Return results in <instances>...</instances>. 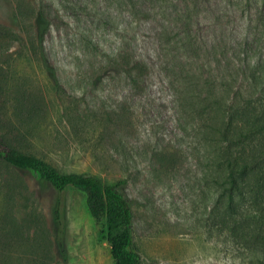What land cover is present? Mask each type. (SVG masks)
Instances as JSON below:
<instances>
[{
	"label": "rangeland",
	"instance_id": "1",
	"mask_svg": "<svg viewBox=\"0 0 264 264\" xmlns=\"http://www.w3.org/2000/svg\"><path fill=\"white\" fill-rule=\"evenodd\" d=\"M102 3L107 4L0 0V139L61 172L123 180L140 264H264V251H241L211 229V192L199 180L209 167L210 127L221 118L217 108L201 111L203 102L197 113L178 105L168 77L175 74L174 65L185 63L182 51L173 50L174 62L170 58L164 65L165 40L157 48L151 28L135 35L127 30L120 41L115 27L102 23ZM186 3L190 23L183 28L189 42L183 74L198 75V81L190 80L194 100L209 94L223 108L264 111V0ZM39 8L50 22L44 47L58 85L32 48ZM160 16H155L158 24L166 21ZM174 17L167 19L174 23ZM149 22L153 27L155 20ZM176 34L175 29L168 33ZM114 47L146 62L138 81L106 66ZM57 207L62 249L54 232ZM104 230L89 213L83 192L58 193L0 159L4 264H113Z\"/></svg>",
	"mask_w": 264,
	"mask_h": 264
},
{
	"label": "trees",
	"instance_id": "2",
	"mask_svg": "<svg viewBox=\"0 0 264 264\" xmlns=\"http://www.w3.org/2000/svg\"><path fill=\"white\" fill-rule=\"evenodd\" d=\"M108 1L110 0H102L107 3H102V23L115 27L119 35L117 39L121 41L125 38L127 30H132L135 35L141 30L151 28L155 31L157 48L160 41L165 40L162 57L164 60L161 59L164 65L168 64L170 58L174 62L173 50L182 51L180 58L185 63L174 65L171 71H175V74L168 77L171 88L178 93V105L183 110L187 104L197 113L200 111L197 104L203 102L201 111L208 110L209 114V109L217 108L221 118L216 126L212 124V131L210 127L214 136L209 142L211 151L206 150L209 167L203 171L199 180L211 192L209 196L212 207L208 217L211 229L219 236H226L239 244L241 251H264V111L246 110L233 105L223 108L209 94H201L199 100H194L196 86L190 80L197 79L198 75L183 74L187 67L185 48L189 43L183 35L187 34L183 28L190 23L186 0H114L111 4ZM156 15H161L160 19L166 21L158 24ZM173 15L174 23L167 19ZM150 18L155 20L153 27L149 22ZM133 24L134 27H131ZM33 25L35 32L32 42L35 40L37 43L35 47L32 43V48H35L34 56L47 77L52 78L58 85L56 70L44 47L50 22L43 8L35 12ZM172 29L177 34L170 38L168 33ZM106 57V66L134 76L136 81L141 78L143 69L146 68L143 59L136 60L132 52L128 53L121 47H114ZM188 98L191 100L189 104ZM39 109L40 106L36 104L35 110ZM208 119H211L210 116ZM0 159L13 168L32 173L40 183L51 185L58 193L70 188L83 192L89 213L96 221L103 222L113 264H140V254L133 242V211L120 189L124 184L123 180L108 181L96 174L61 172L43 158L23 152L2 139ZM53 219L55 239L58 248L62 249L63 223L59 207L53 210ZM59 253L65 254L63 250ZM7 260L6 251H0V264L8 262Z\"/></svg>",
	"mask_w": 264,
	"mask_h": 264
}]
</instances>
